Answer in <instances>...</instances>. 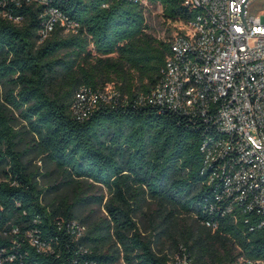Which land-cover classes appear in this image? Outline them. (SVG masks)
Returning a JSON list of instances; mask_svg holds the SVG:
<instances>
[{"label": "trees", "instance_id": "trees-1", "mask_svg": "<svg viewBox=\"0 0 264 264\" xmlns=\"http://www.w3.org/2000/svg\"><path fill=\"white\" fill-rule=\"evenodd\" d=\"M149 2L161 4L166 22L176 24L166 39L148 32V5L137 0H0L5 261L13 254L12 264H177L174 255L183 249L195 264L264 260L261 217L240 203L230 205L224 196L230 164L207 161L202 148L222 135L215 113L206 119L150 102L173 53L171 39L184 31L177 23L195 20L199 10L184 0ZM51 7L77 29L57 25L43 38ZM109 84L115 95L104 98ZM81 93L97 94L95 105L88 109ZM15 110L24 119L20 127ZM28 154L54 165L74 193L51 196L61 182L43 185L38 176L44 174L31 167ZM93 184L108 191L105 202L104 195L97 199L109 216L97 221L78 213ZM148 203L155 209L145 211ZM141 213L151 219L145 232ZM73 220L88 223L85 235L69 229ZM29 230L52 251L32 245Z\"/></svg>", "mask_w": 264, "mask_h": 264}, {"label": "built area", "instance_id": "built-area-1", "mask_svg": "<svg viewBox=\"0 0 264 264\" xmlns=\"http://www.w3.org/2000/svg\"><path fill=\"white\" fill-rule=\"evenodd\" d=\"M245 1L184 0L186 6L199 13L189 23H177L184 31L171 39L173 53L166 60L163 77L150 102L206 119L215 113L222 135L203 145L207 161L226 159L230 165L225 166L224 196L230 205L240 203L245 209L256 211L264 225V10L252 9L255 0ZM244 2L248 27L242 16ZM2 13L13 18L8 12ZM46 13L49 17L43 38L57 25L66 31L77 29L78 24L69 22L59 8L51 7ZM14 20L20 23L23 18ZM107 95L101 96L111 98ZM79 97L88 103V109L98 99L97 94L81 93ZM76 109L80 111V107ZM68 226L78 238L88 230L78 220ZM27 236L38 250L52 251L51 243L34 231L29 230ZM14 258L13 254L8 255L7 264H12ZM6 261L0 255V264ZM174 261L195 264L185 249L174 255ZM244 264H264V260L247 259Z\"/></svg>", "mask_w": 264, "mask_h": 264}, {"label": "rangeland", "instance_id": "rangeland-1", "mask_svg": "<svg viewBox=\"0 0 264 264\" xmlns=\"http://www.w3.org/2000/svg\"><path fill=\"white\" fill-rule=\"evenodd\" d=\"M252 9L254 11H263L264 10V0H255L252 4ZM147 21H148V32L152 33L153 35L157 36L158 38L166 39L171 34L175 33L176 31V24L175 23H169L166 22L164 16H163V7L161 4L155 5V4H148L147 11H146ZM116 87L113 84H109L106 88V92L108 93L109 97H112L114 95ZM16 116L19 118V125L18 127L23 125L24 119L20 115V112L18 110H15ZM26 139L20 147L24 149L27 145ZM34 154H28L26 155V160L30 161V165L32 168L39 169L40 173H43L44 175L38 176V179L41 181L43 185H51L53 183H60L59 187L52 191L50 193L51 196H61L64 194H73L74 192L71 190L69 186L62 183V177L60 176L59 172L54 169V165L50 164L46 160H43L41 157H34ZM0 179H6L4 176L0 175ZM84 195H88V199L86 204H80L78 206V213L81 216H87L88 219L91 221L99 220L101 218H106L109 216V212L105 207V204H100L98 202L97 197H100L101 195L105 196L104 202L108 199V191L105 186H102L101 184H93L86 186V190L84 192ZM95 199V200H94ZM156 205L153 203H148L144 210L147 212H150L153 209H155ZM158 218V216H156ZM137 220L139 221L140 226L142 227V230L145 232L147 229H149L151 224L150 215L140 214L137 217ZM80 221V220H78ZM86 225L88 228V223L82 222ZM170 244L167 243L166 245V251L173 253L171 251V248L169 246ZM160 245H157V248H159ZM114 264H125L124 260H120Z\"/></svg>", "mask_w": 264, "mask_h": 264}, {"label": "water", "instance_id": "water-1", "mask_svg": "<svg viewBox=\"0 0 264 264\" xmlns=\"http://www.w3.org/2000/svg\"><path fill=\"white\" fill-rule=\"evenodd\" d=\"M246 1H247V0H246ZM246 1H245V2H246ZM245 2L242 4V16H243V18H244V21H245L247 27H248V24H247L246 19H245V17H244V11H245V8H244L245 6H244V5H245Z\"/></svg>", "mask_w": 264, "mask_h": 264}]
</instances>
